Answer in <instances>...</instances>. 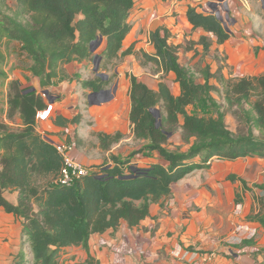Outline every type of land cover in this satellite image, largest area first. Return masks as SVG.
I'll list each match as a JSON object with an SVG mask.
<instances>
[{
    "label": "trees",
    "instance_id": "1",
    "mask_svg": "<svg viewBox=\"0 0 264 264\" xmlns=\"http://www.w3.org/2000/svg\"><path fill=\"white\" fill-rule=\"evenodd\" d=\"M135 1L16 0L12 8L8 0H0V46L8 48L12 41H19L22 51L32 60L33 74L46 88L59 77L63 64L93 60L95 50L91 44L99 38L106 43L98 54L105 64L118 58L131 31L129 18ZM187 16L194 29L211 33L218 44L232 35L212 12L190 6ZM169 36L167 29L152 31L150 41L155 53L142 55L145 63L152 62L164 74L176 75L180 94L174 96L164 82L159 84V90H153L135 76H131L130 87L134 137L147 143L146 149L157 152L165 163L139 166L130 159L114 158V164L92 167L88 175L71 185L58 183L62 156L49 138L36 131L37 113L47 107L45 98L36 91L25 93L27 89L17 79L8 81L6 55L0 50V97L5 98L8 117L13 119L18 114L22 119V126L16 128L0 122V207L22 220V243L12 264H32V260L34 264H60L61 252L70 246H82L89 253L94 234L117 229L123 220L130 228L139 225L149 216L153 203L170 196L173 184L208 169L211 161L264 158V75L227 80L226 101L241 108L249 126L246 134L235 135L226 124L225 111L211 95L213 74L206 69L204 82H198L196 75L181 64L178 46L169 43ZM199 44L206 53L210 51L208 36H202ZM94 89L101 90V86ZM203 97L215 108L216 116L186 110ZM157 107L161 108L159 117L151 111ZM179 115H183V139L190 144L186 152L166 147L169 136L177 130ZM120 137L99 134L104 146ZM254 187L262 189L263 194L259 212L249 220L264 228V185ZM6 190L19 192L16 204L7 200ZM237 199L240 201V196ZM242 243L252 244L251 239ZM93 261L89 254L87 263Z\"/></svg>",
    "mask_w": 264,
    "mask_h": 264
},
{
    "label": "crops",
    "instance_id": "2",
    "mask_svg": "<svg viewBox=\"0 0 264 264\" xmlns=\"http://www.w3.org/2000/svg\"><path fill=\"white\" fill-rule=\"evenodd\" d=\"M214 3L217 11L225 16L229 11H238L239 8L242 13H247L246 9L250 10L253 1L136 0L129 18L131 31L123 42L119 59L113 61L115 66L112 70L103 59L98 72L95 71L94 59L73 61L63 64L59 77L53 80L51 86L45 88L41 86L40 78L33 74L32 60L22 51L21 43L12 41L8 48L5 45L0 46V50L6 55L4 69L9 76L8 81L17 79L23 89L35 88L36 92L41 94L43 90L49 91L53 101L43 96L47 107L37 113L36 131L53 143L71 145L72 157L91 170L92 167L103 165L105 159H109V165L114 164L115 159H130L133 164L143 166L153 162L164 164L157 152L154 154L156 160L143 157L139 153L141 142L144 141L135 139L130 121L131 76L137 77L156 91L159 90V84L164 82L160 80L158 87L150 86L147 83L149 75L145 74L139 65L143 53L154 55L155 48L150 41V33L158 28L169 31V43L175 46L185 44L189 39L199 41L202 36L210 38V51L228 43L233 32L225 43L218 44L211 33L202 28L194 29L189 22L187 9L190 6H197L199 11L211 12L210 4ZM226 6L229 10H226ZM105 45V40H102L96 46L93 56L101 54ZM9 54L16 56L17 71L11 68L14 63L9 62ZM159 74L164 73L159 71ZM174 77L176 78V75ZM85 82H90V85H84ZM97 85H100L101 89L109 88V96H106L107 93L95 94L98 90L94 87ZM166 85L170 88L168 83ZM2 89L6 92L7 85ZM0 102V122L13 128L21 127L22 119L18 114L13 119L8 117L4 96L0 97ZM99 134H120L121 137L118 141L104 146ZM133 158H137L138 162L132 161ZM230 176H236L237 179L231 180ZM242 180L249 188L245 187ZM219 181L228 189L226 198H223L218 190ZM256 184L264 185V158L248 156L235 160L215 159L211 161L208 169L200 170L191 178L173 184L170 196L159 203H153L149 216L139 225L130 228L123 220L117 229L111 228L102 234H94L89 242V253L84 249L86 256L77 264H88L89 254L94 258L92 264H262L264 228L259 222L249 220L250 216L260 210L259 198L263 192L262 189L254 187ZM239 187H242L245 193L251 194L253 200L247 196L244 203L241 198L239 202ZM256 189H259L260 193ZM4 195L11 203L18 202V191L6 190ZM233 203H243L245 210L249 211L245 220L258 227L259 232L255 238H250L252 244L233 245L225 242L223 238L229 235L231 229L239 222L229 215ZM0 216L7 221L18 219L22 232V220L16 215L0 207ZM94 237L100 243L91 244ZM18 250L9 260L5 254L7 250H0V264H12ZM184 250L191 252L187 260L178 257V253ZM210 252L214 255L207 260Z\"/></svg>",
    "mask_w": 264,
    "mask_h": 264
},
{
    "label": "rangeland",
    "instance_id": "3",
    "mask_svg": "<svg viewBox=\"0 0 264 264\" xmlns=\"http://www.w3.org/2000/svg\"><path fill=\"white\" fill-rule=\"evenodd\" d=\"M252 1L253 3L250 10L244 8L247 10V13H242L241 8H239L238 11H229V20L226 18V15H222L226 23V27L229 28L231 32H233L232 38L230 41H228V43L219 45L215 49L212 48V50L208 53L201 51L203 50V47L199 44L198 40L195 41L189 39L185 42V44L178 45V55L181 64L189 68L196 75L198 82H204L203 72L206 69H209L211 74H213L211 85L214 88L212 89L211 95L220 105L222 110L225 111L226 124L235 135L246 134L248 132L249 126L244 118L241 108L236 104L229 105L226 101L225 89L227 80H239L243 77L264 75V3L262 0ZM8 4L12 8H15L16 0H8ZM142 59H139V65L142 67L143 72L149 75V80H147V83L150 86L158 87L160 80H162L166 84L168 83L170 86V92L174 96H178L180 94L181 91L179 89V84L174 77V73L158 75L159 70L157 66L154 63L149 64L146 62L148 63L146 64L143 57ZM16 61L15 54L12 56L9 54V62L14 63L11 68L15 70L17 69L15 67ZM113 61L110 62L108 66V68H111V70L115 66V62L113 63ZM117 61L119 62L120 60ZM7 69H9V65ZM19 69L21 70L22 68ZM156 75H158V77H155ZM174 85H176V89H174ZM107 91H109V88ZM108 94L109 92H107L106 96H109ZM255 99L256 97L254 96L253 100ZM245 106L246 108L248 107L247 105ZM157 108L158 110L161 109H159V107ZM186 110L189 113L216 116L215 108L210 105L205 97H203L200 102L187 106ZM178 120L177 130L173 135L169 136L166 147L170 150L186 152L190 144L184 141L182 135L181 126L183 124V115H179ZM254 133L259 135L258 131L256 130ZM146 145L147 143L141 142V148L139 149L140 155L156 160L157 157L154 156L155 152L146 149ZM137 146L138 144H136V147ZM108 160L109 159H105L104 161L106 162H104V164L109 165ZM133 160H135L134 162H138L137 158H133L132 161ZM139 166L143 165L140 164ZM222 182L225 183V180ZM222 182H218L220 186L218 190L221 191L222 197L226 198L228 189L221 185ZM250 189L254 188L250 187ZM237 190L239 191L237 196H240L243 203L247 196L253 200L251 194L245 193L242 187H239ZM256 191L259 192V189H256ZM243 203L232 204L229 215H231L232 219H237L239 222L237 226L231 230L233 231L239 226H242L247 229L251 236H254L255 238L256 234L259 232L258 227H256V224L249 223L245 220V216L249 211L245 210ZM250 204L252 205V202ZM222 230H224V228ZM20 233L22 232L18 219L15 218L14 220L12 219L7 221L0 216V250H7L5 254H7L6 259L8 260L11 258L13 253L17 252L18 247V252L20 251V246L22 243V236ZM93 243L98 244L100 241L95 240L94 237L91 241V244ZM25 251L28 252L29 248H25ZM190 255V250H184L178 253V257L182 260L189 259ZM213 255L214 253L210 252L207 256V260L212 258ZM85 256V250L82 246H74L67 248L65 252L61 254L59 262L60 264H77L78 262L84 260ZM32 264H34L33 260Z\"/></svg>",
    "mask_w": 264,
    "mask_h": 264
},
{
    "label": "built area",
    "instance_id": "4",
    "mask_svg": "<svg viewBox=\"0 0 264 264\" xmlns=\"http://www.w3.org/2000/svg\"><path fill=\"white\" fill-rule=\"evenodd\" d=\"M42 95L46 96L43 93ZM54 145L63 159V166L58 178L59 184L71 185L91 172V168L81 164L72 157L71 152L73 147L71 145L64 143H54ZM252 237L254 236H251L247 229L239 226L229 235L225 236L224 240L229 244L239 245L243 242V240L250 239Z\"/></svg>",
    "mask_w": 264,
    "mask_h": 264
},
{
    "label": "water",
    "instance_id": "5",
    "mask_svg": "<svg viewBox=\"0 0 264 264\" xmlns=\"http://www.w3.org/2000/svg\"><path fill=\"white\" fill-rule=\"evenodd\" d=\"M262 2L264 3V0H262ZM216 7L217 6H216L215 3L214 4H210L211 12L214 13L223 22L225 28L228 31H230L229 28L226 27V23L224 21L223 16L220 14L219 11H217ZM227 9L229 10L228 7H227ZM226 18L229 20V14L226 15ZM101 42H102V38H99L98 40H95L91 44V49L94 51L95 48H96V46L99 45ZM101 60H102V58L99 57L98 55H96L95 58H94L95 71H97V72L99 71ZM32 91H36L35 88H29V89L25 90L24 92L27 93V92H32ZM42 93L47 96V98H48L49 101H53V96L50 95V93H49L48 90H43ZM104 93H107V90L106 89H101V90L95 92V94H100V95L101 94H104ZM151 111L154 114V116H156V117H159L160 116V112H159L158 108H153ZM159 124L160 123H158V126H159ZM131 177H135V176L133 175Z\"/></svg>",
    "mask_w": 264,
    "mask_h": 264
}]
</instances>
